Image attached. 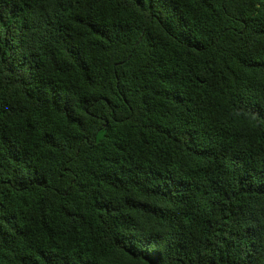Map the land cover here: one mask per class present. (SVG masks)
Returning <instances> with one entry per match:
<instances>
[{"label": "trees", "instance_id": "1", "mask_svg": "<svg viewBox=\"0 0 264 264\" xmlns=\"http://www.w3.org/2000/svg\"><path fill=\"white\" fill-rule=\"evenodd\" d=\"M0 264H264V0H0Z\"/></svg>", "mask_w": 264, "mask_h": 264}]
</instances>
